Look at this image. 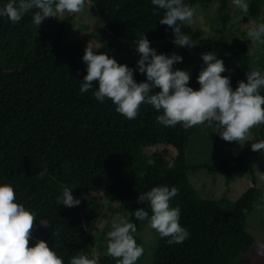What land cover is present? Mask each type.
Here are the masks:
<instances>
[{
	"label": "trees",
	"instance_id": "obj_1",
	"mask_svg": "<svg viewBox=\"0 0 264 264\" xmlns=\"http://www.w3.org/2000/svg\"><path fill=\"white\" fill-rule=\"evenodd\" d=\"M214 1L183 0L188 6L205 9ZM7 2L0 0V7ZM91 3L103 18L101 31L111 37L105 44H99L93 30L64 40L73 20L68 15L60 20L51 41L32 45V12L15 25L0 16V185H11L16 202L35 213L37 224L29 246L44 240L64 264L81 254L94 259L96 247L107 249L99 225L116 214H126L127 221L136 225L133 235L141 246L138 233L148 220H137L134 211L143 207L151 216V210L147 202H137L138 195L155 186H167L179 190L170 200V207H179L180 224L190 235L183 243L170 245L168 238L158 234L152 264H264V244L257 243L245 227L247 212L258 192L251 160L264 153L253 152L250 144L239 153L231 151L221 156L215 164H198L209 174H223L226 185L246 174L253 182L235 202L226 197L203 198L189 180L191 165L186 159L197 126L160 125L156 117L162 111L146 103L140 106L138 116L129 120L115 110L110 100L100 103L95 99V82L92 89L81 93L87 74L82 60L87 45L97 54L106 53L117 63L133 68L137 83L148 82L146 74L136 71L137 39L145 36L157 54L168 55L179 47L173 43L172 29L159 23L163 10L151 0ZM247 3L249 11L241 18L244 23L260 16L264 0ZM217 16L220 29L226 30L231 19L227 0L220 1ZM181 30L196 45L187 48L213 52L223 61H238L230 76L233 90L239 81L247 82L246 73H264V53L254 60L241 38L224 35L221 44L190 23L182 24ZM200 71L197 68L189 74L188 86L193 90H199ZM152 92H159V88ZM260 94L264 95V89ZM260 140H264V125L257 130L254 142ZM228 144L232 149L235 142ZM66 187L80 199L78 206L57 204ZM95 261L117 264L108 252ZM136 264L142 261L138 259Z\"/></svg>",
	"mask_w": 264,
	"mask_h": 264
},
{
	"label": "clouds",
	"instance_id": "obj_2",
	"mask_svg": "<svg viewBox=\"0 0 264 264\" xmlns=\"http://www.w3.org/2000/svg\"><path fill=\"white\" fill-rule=\"evenodd\" d=\"M232 2L242 13H248L247 0ZM151 3L163 10L159 23L172 29L174 45L196 46L181 30L182 24L192 22L193 8L183 0H151ZM91 6V0L87 3L86 0H8L0 7V16L7 17L15 25L32 12V23L38 28L46 18L58 19L65 13L78 14ZM247 37L249 41L264 44V23L250 27ZM135 45L139 53L136 71L146 74L150 83H137L133 68L117 63L106 53L97 54L92 46L87 45L82 57L87 65V74L83 77L80 92H88L95 82L98 86L94 91L95 99L100 103L110 100L115 110L129 120L135 119L140 106L146 103L157 112L162 111L156 117L160 125L175 127L182 124L184 128H190L208 123L217 128L224 141L235 142L241 148L249 142L251 130L264 125V95L260 94L264 89V73L260 70L246 73L247 82L239 81L233 90L230 77L221 75L226 71L223 60L217 59L213 52L203 53L201 59L205 67L197 77L200 87L193 90L188 86L189 73L173 70L175 63L182 62L181 56L157 54L145 36L137 39ZM155 88H159V92L153 94ZM251 150L264 153V140L251 143ZM71 191L64 188L57 204L67 208L78 206L81 201L74 198ZM178 192L176 187L155 186L138 195L137 201L147 202L151 216L143 207L134 211L137 220H148L149 227L160 237L168 238L170 245L181 244L190 235L180 224L179 207H170V200ZM16 201L14 188L9 184L0 185V264H64L63 258L44 240H37L34 246H29L37 224L36 216ZM136 232L134 223L124 219L113 220L107 233V252L117 260V264H136L144 254V248L134 239ZM53 235L58 233L53 232ZM70 264H96V261L81 254L71 258Z\"/></svg>",
	"mask_w": 264,
	"mask_h": 264
},
{
	"label": "rangeland",
	"instance_id": "obj_3",
	"mask_svg": "<svg viewBox=\"0 0 264 264\" xmlns=\"http://www.w3.org/2000/svg\"><path fill=\"white\" fill-rule=\"evenodd\" d=\"M221 0H215L208 9L194 5L190 6L194 9V17L190 25L193 28L202 30L204 35L220 41L223 44L225 41L222 39L224 35H232L233 37L241 38L250 48L252 57L257 60L261 53H264V44L249 41L247 31L254 24L264 23V5L260 16L249 22L242 21V12L235 8L232 0L228 2V13L231 17L227 24L226 30L222 31L219 26V18L217 16V9ZM87 3V2H86ZM207 16L205 17V15ZM68 15L73 16L71 26L64 35V40H72L78 34L92 33L97 38L99 44H105L111 40V37L104 34L101 29L104 26L102 16L99 14L95 5L78 14L65 13L63 17L46 18L44 22L37 28L31 25V38L29 43L32 45L35 42H49L51 41L58 29L60 20ZM182 57V62L175 63L173 70H184L192 74L197 68L200 70L205 67L201 55L203 52L191 50L187 47H178L173 52ZM171 53V54H173ZM168 54V55H171ZM2 57L0 56V63ZM226 71L222 73L223 76L230 77L238 67V61H223ZM149 82V81H148ZM150 83V82H149ZM260 128H253L250 133L249 142H245L244 147L253 143L256 139L257 130ZM197 131L194 133L188 144L186 150L187 163L191 165L188 171V177L192 186L197 192L207 199H220L226 197L230 201L235 202L249 187L253 186L252 177L246 174L244 177L233 180L229 185H226L223 174H209L204 168L198 167L200 163L215 164L221 156H227L231 151L239 153L243 148L235 143L231 149L228 142L224 141L218 134V130L214 125L205 123L196 127ZM152 150H150L151 152ZM251 164L254 168L256 175V188L258 189L256 200L254 201L251 210L247 212L245 218V227L247 231L254 237L260 245L264 244V154L256 155L252 158ZM127 220L126 214H116L111 218L103 220L98 228V231L104 235L107 240V233L111 230L113 220ZM141 239V246L144 248V254L139 258L142 264H152L154 259V246L158 233L149 227L147 223L142 230L138 233ZM108 242V241H107ZM107 242H105L107 244ZM106 250H101L96 247L92 256L94 259H99Z\"/></svg>",
	"mask_w": 264,
	"mask_h": 264
}]
</instances>
